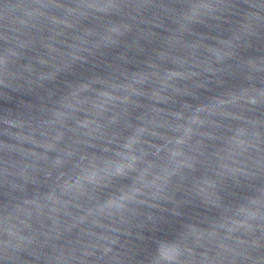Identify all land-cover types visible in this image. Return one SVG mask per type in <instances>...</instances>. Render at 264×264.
Returning <instances> with one entry per match:
<instances>
[{
	"label": "clouds",
	"instance_id": "obj_1",
	"mask_svg": "<svg viewBox=\"0 0 264 264\" xmlns=\"http://www.w3.org/2000/svg\"><path fill=\"white\" fill-rule=\"evenodd\" d=\"M146 18L173 38L158 62L204 56L213 71L226 70L218 79L242 77L243 87L227 88L213 110L193 98L163 122L135 111L147 78L101 85L92 100L83 89L71 100L41 95L51 77L28 53L68 29L110 47ZM161 79L170 86L167 74ZM32 92L33 107L0 111V141L8 142L0 143V264H264V0H5L0 101ZM84 108L87 123L68 115ZM45 110L56 158L41 168L22 137ZM43 183L49 195L26 190ZM161 224L176 226L145 235ZM148 239L150 248L136 249Z\"/></svg>",
	"mask_w": 264,
	"mask_h": 264
},
{
	"label": "water",
	"instance_id": "obj_2",
	"mask_svg": "<svg viewBox=\"0 0 264 264\" xmlns=\"http://www.w3.org/2000/svg\"><path fill=\"white\" fill-rule=\"evenodd\" d=\"M5 0H0V4ZM200 29V26H197ZM206 34V33H205ZM173 38L167 37L161 27H157L152 20L145 19L144 26L135 25L131 31L125 32L123 37L116 38L110 47H101L95 42L87 40L75 34L72 29L64 31L62 34L51 37L50 43L46 46L38 47L34 53H28L29 59L37 63L33 68L37 73H43L51 77V81L46 83L41 95L50 99L71 100L77 90L83 89L81 95L87 99H95V94L104 91L101 87L112 84L113 82H124L127 80H145L144 87L139 90V95L135 99V111L142 115L139 120L167 121L177 109L183 113L184 110L192 107L193 98L205 101L195 107H207L210 110L215 109L216 102L230 93L227 88H235L238 85L243 87L244 81L238 79H218L217 74H225V69H216L208 67L207 58L197 56L195 59L184 62L183 60H165L158 62L157 53L161 49L168 48ZM92 45V47H89ZM213 44L205 47H213ZM178 51L179 49L173 48ZM214 67V66H213ZM161 73L167 74L170 86L165 88V81L161 79ZM206 79L214 82L215 86L205 88L197 83L198 80ZM18 102L13 100L6 104L0 101V111L3 107L18 108L23 112L35 105V93L18 97ZM123 109L122 105H117L115 111ZM55 111L59 112V109ZM260 111L257 110L255 118H260ZM133 115L135 112L132 113ZM72 119L80 123H87L93 119V115L84 108L75 114H68ZM253 115V113H249ZM191 120L199 118L198 113H193ZM39 124H33V128L25 130L22 137V147L31 156L39 167H49V161L56 158L51 144V136L54 132V125L50 124L51 112L45 110L43 116L39 118ZM220 123V121H215ZM67 126L72 127V120L67 121ZM187 127V125H185ZM228 127H231L229 124ZM29 131L33 134L30 136ZM115 131L122 132L123 129ZM205 137L215 134V129H201ZM72 139H79L74 134ZM153 141H149L152 143ZM209 144V147H222L219 143H210L207 138L203 141ZM5 146L7 140L0 141ZM12 147L11 144L8 145ZM99 147V145H97ZM200 174L204 175L205 170L201 169ZM50 185L48 183L33 186L29 184L27 191L34 196L49 195ZM6 190V189H5ZM46 216L48 210H45ZM63 219V216L59 217ZM50 223V221H46ZM176 225L161 224L158 227L160 231L145 233L147 237L162 236L170 232ZM136 249L142 251L151 247V239L146 241H136ZM140 258V257H138Z\"/></svg>",
	"mask_w": 264,
	"mask_h": 264
}]
</instances>
